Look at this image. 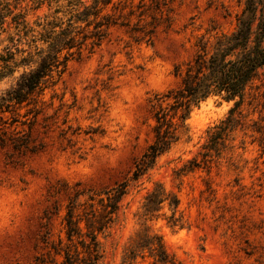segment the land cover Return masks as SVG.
Masks as SVG:
<instances>
[{
	"label": "rangeland",
	"instance_id": "rangeland-1",
	"mask_svg": "<svg viewBox=\"0 0 264 264\" xmlns=\"http://www.w3.org/2000/svg\"><path fill=\"white\" fill-rule=\"evenodd\" d=\"M113 1L115 16L122 15L126 25L109 29L98 48L67 64L45 91L36 119L24 117L22 109L8 129L27 136L32 151L0 147V264L47 261L42 238H65L70 199L81 192L79 200L86 202L131 176L154 140L149 101L176 90L177 74L185 72L200 42L232 32L245 6V0ZM251 95L252 105L244 108L249 130L256 122L264 131V69ZM232 105L209 98L191 106L171 150L129 183L117 222L107 237H99L102 264H122V250L139 229L134 213L155 181L179 190L184 228L171 230L161 219L149 223L176 264H264V152L258 134L236 132L233 148L210 172L190 173L179 189L170 177L171 168L194 156L205 130ZM61 260L56 257V264Z\"/></svg>",
	"mask_w": 264,
	"mask_h": 264
},
{
	"label": "trees",
	"instance_id": "trees-1",
	"mask_svg": "<svg viewBox=\"0 0 264 264\" xmlns=\"http://www.w3.org/2000/svg\"><path fill=\"white\" fill-rule=\"evenodd\" d=\"M115 11L119 8L113 0H0V85L6 83L0 89L1 148L9 146L19 154L32 151L27 136L16 129L8 131L18 122V112L25 109L24 117L32 114L36 119L45 91L58 82L67 64L98 48L109 29L126 25ZM198 47L185 72L177 74L179 87L149 101L154 140L135 163L131 176L89 196L86 202H80L83 194L77 192L63 218L65 238L51 241L46 234L42 242L48 260L37 258L36 264H56V257L62 258L59 264H102L99 237H107V230L117 222L129 183L138 182L171 150L186 127L191 106L209 98L233 104L223 119L205 130L204 142L194 156L171 168L176 188L190 173H209L224 152L233 148L236 132L258 134L261 138L257 143L264 152V131L256 122L249 130L247 123L251 121L244 113L245 106L252 105L251 90L264 69V0H245L235 29L211 42H200ZM179 69L177 66L176 72ZM178 193L153 182L134 213L139 229L122 250V264L145 259L152 264H176L163 237L149 223L161 219L171 230L184 228L183 216L178 214Z\"/></svg>",
	"mask_w": 264,
	"mask_h": 264
}]
</instances>
